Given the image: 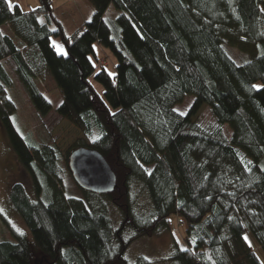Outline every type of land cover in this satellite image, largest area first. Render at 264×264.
Here are the masks:
<instances>
[{
	"label": "trees",
	"instance_id": "16d2710c",
	"mask_svg": "<svg viewBox=\"0 0 264 264\" xmlns=\"http://www.w3.org/2000/svg\"><path fill=\"white\" fill-rule=\"evenodd\" d=\"M89 1L90 19L67 35L52 0L27 11L0 0V124L33 191L10 186L8 204L28 236L0 211L9 236L0 238V264H153L142 256L129 263L125 251L170 230L171 215L184 229L185 245L174 241L170 256L176 264H263L244 234L264 253V0ZM95 45L113 54L114 74L92 61ZM47 72L62 95L58 115L88 141L74 148L106 158L116 174L112 192L77 186L85 199L65 195L55 146H31L13 126L12 79L46 115L51 103L35 81ZM187 96L202 100L210 125L176 109ZM135 190L147 197L146 210L134 208Z\"/></svg>",
	"mask_w": 264,
	"mask_h": 264
},
{
	"label": "rangeland",
	"instance_id": "374dc122",
	"mask_svg": "<svg viewBox=\"0 0 264 264\" xmlns=\"http://www.w3.org/2000/svg\"><path fill=\"white\" fill-rule=\"evenodd\" d=\"M16 3H18L23 10L25 5L36 6L38 0H11L12 5ZM52 9L67 35H71L79 24L88 21L94 11L89 0H52ZM108 13L110 16H114L116 10L111 7ZM1 30L8 35L11 34L9 27L6 25H3ZM51 43L53 46L55 44L62 48L61 51L54 46L58 52L63 53L65 51V47L59 37H51ZM95 47L97 62L92 58L94 64L96 66L104 65L111 75L114 74L115 58L111 51L106 48L98 49L96 45ZM12 80V86L8 90V98L11 99L15 106L14 111L10 114L13 126L24 141L31 146L37 145L42 141L55 146L60 154V166L65 172L64 194L73 197L77 196L82 199L84 197L85 199L86 196L82 194L80 188L77 187V184L70 175L71 172L70 174L66 172V165L68 166V162H66L65 158H68L69 153L74 149L75 145L81 143L87 144L88 141L79 129L58 115L57 108L62 101V95L52 76L47 72L42 78H38L35 81L39 90L44 93L45 97L51 103V109L46 115H42L36 110L25 86L16 78ZM92 81L98 93H101L102 87L100 83L94 80ZM192 97L194 96H187V99L181 105H177L178 107L176 106V109H179L187 115L191 121H197L201 123V125H210L212 119L205 104L202 100L195 101ZM224 131L225 134L229 135L230 131L227 126ZM13 152L7 133L0 124V211L6 215L10 226L16 232L28 236L27 228L22 223L17 213L11 209L7 200L10 186L15 182H21L28 193L31 196L33 195L30 176L21 167ZM133 195L136 197V205L134 208H143L144 210L149 208L148 199L144 194L136 192L135 190ZM99 197L100 196L91 195L90 200L94 205L99 206L98 208L107 207L110 217L113 220H115L116 217L119 218V212L116 207L109 204L108 201L107 204L101 203ZM144 216L141 215L139 218H143ZM1 229H4V226L0 223V238L3 240L9 239L7 232H2ZM183 230V226L178 223L174 215H171L170 230L162 229L152 235H143L135 239L128 245L125 251V259L129 263H133L137 257L142 256L152 261L153 264H176L174 261L170 260V256L173 252L174 241L182 246L185 245ZM128 235H130V232H128L126 236ZM244 238L264 264V253L252 234L250 232H245Z\"/></svg>",
	"mask_w": 264,
	"mask_h": 264
},
{
	"label": "water",
	"instance_id": "95a60500",
	"mask_svg": "<svg viewBox=\"0 0 264 264\" xmlns=\"http://www.w3.org/2000/svg\"><path fill=\"white\" fill-rule=\"evenodd\" d=\"M68 167L74 182L83 190L106 194L115 189V172L106 158L94 148H74L68 156Z\"/></svg>",
	"mask_w": 264,
	"mask_h": 264
},
{
	"label": "crops",
	"instance_id": "0c3cea01",
	"mask_svg": "<svg viewBox=\"0 0 264 264\" xmlns=\"http://www.w3.org/2000/svg\"><path fill=\"white\" fill-rule=\"evenodd\" d=\"M16 4H18V3H16ZM18 5H19V4H18ZM37 5H38V4H37ZM37 5H36V6H37ZM19 6H20V5H19ZM36 6H33V5H25V7H24L23 10H24V11H25V10L27 11V10H29V9H31V8H35ZM97 48H98V49H102V47H100V46H98ZM95 49H96V47H95Z\"/></svg>",
	"mask_w": 264,
	"mask_h": 264
},
{
	"label": "snow or ice",
	"instance_id": "6c2138e0",
	"mask_svg": "<svg viewBox=\"0 0 264 264\" xmlns=\"http://www.w3.org/2000/svg\"><path fill=\"white\" fill-rule=\"evenodd\" d=\"M8 3H9V8H11L12 7L11 0H8ZM54 46L57 47L58 50H61L62 51V48H60V46L55 45V44H54ZM254 87L259 88V87H262V86H260V85H254Z\"/></svg>",
	"mask_w": 264,
	"mask_h": 264
}]
</instances>
